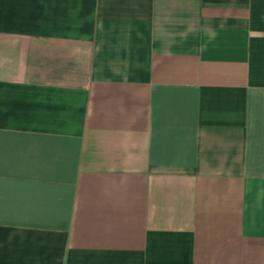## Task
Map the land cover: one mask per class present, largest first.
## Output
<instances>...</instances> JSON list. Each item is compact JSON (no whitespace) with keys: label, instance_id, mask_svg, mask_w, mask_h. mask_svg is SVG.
Returning <instances> with one entry per match:
<instances>
[{"label":"crops","instance_id":"crops-1","mask_svg":"<svg viewBox=\"0 0 264 264\" xmlns=\"http://www.w3.org/2000/svg\"><path fill=\"white\" fill-rule=\"evenodd\" d=\"M0 264H264V0H0Z\"/></svg>","mask_w":264,"mask_h":264}]
</instances>
